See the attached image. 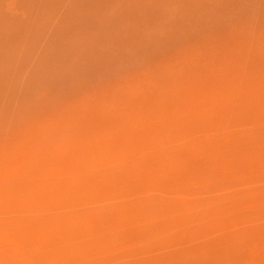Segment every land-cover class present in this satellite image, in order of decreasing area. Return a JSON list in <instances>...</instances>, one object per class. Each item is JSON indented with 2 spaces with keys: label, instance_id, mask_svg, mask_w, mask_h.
Segmentation results:
<instances>
[{
  "label": "rangeland",
  "instance_id": "374dc122",
  "mask_svg": "<svg viewBox=\"0 0 264 264\" xmlns=\"http://www.w3.org/2000/svg\"><path fill=\"white\" fill-rule=\"evenodd\" d=\"M0 264H264V0H0Z\"/></svg>",
  "mask_w": 264,
  "mask_h": 264
}]
</instances>
